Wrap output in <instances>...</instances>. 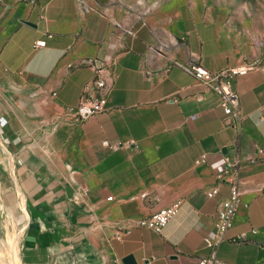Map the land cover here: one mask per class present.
I'll return each mask as SVG.
<instances>
[{"label": "crops", "instance_id": "obj_1", "mask_svg": "<svg viewBox=\"0 0 264 264\" xmlns=\"http://www.w3.org/2000/svg\"><path fill=\"white\" fill-rule=\"evenodd\" d=\"M0 15V67L61 127L34 132L41 114L0 115V187L18 194L11 208L20 204L0 227V264H200L209 255L204 238L229 189L207 193L222 163L236 162V133L218 95L173 64L190 57L212 73L258 65L233 81L243 189L218 259L264 264V0H0ZM92 63L112 65L108 111L73 116L76 126ZM174 204L160 233L134 226Z\"/></svg>", "mask_w": 264, "mask_h": 264}, {"label": "built area", "instance_id": "obj_2", "mask_svg": "<svg viewBox=\"0 0 264 264\" xmlns=\"http://www.w3.org/2000/svg\"><path fill=\"white\" fill-rule=\"evenodd\" d=\"M45 46L46 43L44 41L36 42L34 48L38 49ZM173 64L191 75L206 91L218 95L220 107L225 115V125L236 133V144L234 145V151L237 156L236 162L224 161L222 163L224 173L217 178L216 186L207 193L208 199H213L220 187L226 186L229 189L228 198L219 203L215 231L204 238L209 255L200 260V264H223L218 259V253L221 246L228 241L225 234L232 228L243 189L240 178L238 144L242 136L244 115L242 113L240 96L234 89L233 81L235 78L247 75L256 69L258 65L248 61L240 67H231L220 73H212L203 67L199 60L194 57L188 58L185 63L174 61ZM92 66L94 67L93 63ZM94 69L95 77L84 88L79 105L73 111L75 119L80 123L108 111V95L114 83L112 65L106 64L100 68L94 67ZM105 145L108 146V143L106 142ZM142 198H147V195H143ZM178 208L179 204H174L161 209L147 218L136 221L134 226L160 233L176 215ZM252 232L255 233L256 231L253 230ZM229 242L242 243L244 239L243 237H239L231 239Z\"/></svg>", "mask_w": 264, "mask_h": 264}, {"label": "rangeland", "instance_id": "obj_3", "mask_svg": "<svg viewBox=\"0 0 264 264\" xmlns=\"http://www.w3.org/2000/svg\"><path fill=\"white\" fill-rule=\"evenodd\" d=\"M179 2H184L185 0H176ZM196 1V0H195ZM1 17V15H0ZM29 86L26 84L16 86L13 79L2 70L0 67V115H4L5 111L11 112L15 117L22 114L29 117L41 114V121L32 125L34 132L37 131L38 127L44 128L46 131L57 132L60 127L59 116L56 111H52L46 102L40 104V112L36 108L37 97L32 96L28 91ZM73 112H71L72 120L75 121L73 117ZM78 126V122H74ZM19 197L16 191L10 192L9 189L5 187H0V227H4L5 215L10 212H15L18 208L20 210V204L15 208L10 207L12 205L13 199ZM4 220V221H3ZM4 258V251L0 250V259Z\"/></svg>", "mask_w": 264, "mask_h": 264}, {"label": "water", "instance_id": "obj_4", "mask_svg": "<svg viewBox=\"0 0 264 264\" xmlns=\"http://www.w3.org/2000/svg\"><path fill=\"white\" fill-rule=\"evenodd\" d=\"M22 23L25 24V25H28V26L35 27L34 24H32V23H30V22H28V21H22ZM126 262H127V263H132V259L129 257V258L127 259Z\"/></svg>", "mask_w": 264, "mask_h": 264}]
</instances>
